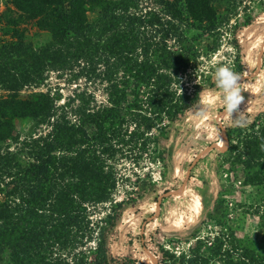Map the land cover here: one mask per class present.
Returning <instances> with one entry per match:
<instances>
[{"label": "trees", "instance_id": "trees-1", "mask_svg": "<svg viewBox=\"0 0 264 264\" xmlns=\"http://www.w3.org/2000/svg\"><path fill=\"white\" fill-rule=\"evenodd\" d=\"M4 1L0 264L4 256L5 264H112L107 235L126 207L114 198L129 181L123 172L144 159L164 163L170 124L195 104L204 77L190 72L203 56L196 42L209 38L206 51L215 52L241 0ZM257 1L253 12L244 4L251 12L245 24L264 11V0ZM28 27L47 38H27ZM192 30L199 32L191 36ZM50 72L69 84L83 80L85 88L62 103L49 90L19 96L24 87L43 85ZM257 90L252 86L251 100ZM18 120L31 123L23 138L13 134ZM226 137L215 169L219 189L199 234L181 241L186 248L158 245V264H264V113ZM238 174L240 186L259 194L249 207L256 234L244 239L229 225L224 198L223 181ZM106 204L108 212L95 219Z\"/></svg>", "mask_w": 264, "mask_h": 264}, {"label": "rangeland", "instance_id": "rangeland-1", "mask_svg": "<svg viewBox=\"0 0 264 264\" xmlns=\"http://www.w3.org/2000/svg\"><path fill=\"white\" fill-rule=\"evenodd\" d=\"M257 0H241L235 19L231 26L222 28L217 38L218 47L215 52L206 51V45L212 46L209 38L198 39L196 45L202 55L190 72L197 71L204 77L200 81L199 92L208 87H214V70L221 64H228L240 74V87L243 89L244 100L238 106L240 111L258 110L253 114L244 112L246 125L259 113H264V11L253 14L249 24H245V6L257 8ZM221 4V3H220ZM150 6V4H148ZM220 5L219 9L221 8ZM151 7V6H150ZM5 10V1L0 0V13ZM236 24L235 32L233 26ZM27 38L44 40L47 35L28 27ZM199 31H190L195 36ZM0 38L1 33H0ZM65 78L58 79L55 73L47 74V79L38 87H24L19 96L25 98L38 91L49 90L57 92L61 101L71 96L73 90L83 89L84 81L67 83ZM198 78L195 79L197 82ZM252 86H257V93L250 99ZM7 92L0 86V96ZM97 102H104L100 91H95ZM263 111H259V110ZM198 110V109H196ZM223 111L220 105H210L207 115L196 118L186 111L175 122L170 124L168 139L163 143L165 152L164 163L143 160L139 166L130 165L123 172L128 177L127 185H120L115 194V200H124L126 207L114 228L107 235V250L112 255V264H158L157 246L164 248H186L183 240H192L194 234H199L200 222L213 207L219 189L216 166L227 146L226 133L234 128L229 117L220 116L223 129L219 135L213 134V125L217 122V113ZM235 115V113H234ZM14 135L23 138L28 134L31 123L29 120L14 122ZM224 138L223 145L218 144ZM8 146H14L9 142ZM130 169V170H129ZM134 172L138 177L132 175ZM240 174L232 182L223 181L224 198L229 211L232 212L230 226L240 238H249L256 234L257 216L251 215L249 207L258 203L259 194L251 187L240 186ZM136 191V193H135ZM204 194V196L200 195ZM137 202V205H133ZM109 205H101L95 210V219L103 217L108 212ZM160 233V235H159ZM162 234V235H161ZM179 240L176 245L174 241ZM182 241V242H181ZM170 246V247H169ZM177 248V249H178ZM1 264H5L4 261Z\"/></svg>", "mask_w": 264, "mask_h": 264}, {"label": "clouds", "instance_id": "clouds-1", "mask_svg": "<svg viewBox=\"0 0 264 264\" xmlns=\"http://www.w3.org/2000/svg\"><path fill=\"white\" fill-rule=\"evenodd\" d=\"M213 75L214 87L202 89L195 104L191 103L187 111L200 118L207 115L210 105H220L223 111L217 113V122L213 125V134L219 135L220 130L223 129V124L219 121L220 116L229 117L233 125H241L247 121L244 110H238V106L244 100L241 94L243 89L240 87V74L234 71L232 66L221 64L215 67Z\"/></svg>", "mask_w": 264, "mask_h": 264}, {"label": "bare ground", "instance_id": "bare-ground-1", "mask_svg": "<svg viewBox=\"0 0 264 264\" xmlns=\"http://www.w3.org/2000/svg\"><path fill=\"white\" fill-rule=\"evenodd\" d=\"M223 143H224V138L220 139L218 144L223 145Z\"/></svg>", "mask_w": 264, "mask_h": 264}]
</instances>
